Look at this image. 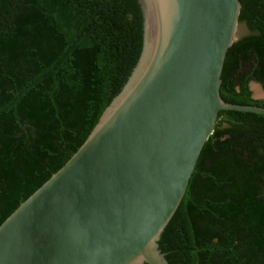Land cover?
Masks as SVG:
<instances>
[{
  "label": "trees",
  "instance_id": "trees-1",
  "mask_svg": "<svg viewBox=\"0 0 264 264\" xmlns=\"http://www.w3.org/2000/svg\"><path fill=\"white\" fill-rule=\"evenodd\" d=\"M226 103L264 108V0H239ZM123 35L105 0H0V224L85 141L120 93ZM168 264H264V114L220 110L157 241ZM141 264H148L143 262Z\"/></svg>",
  "mask_w": 264,
  "mask_h": 264
},
{
  "label": "water",
  "instance_id": "water-1",
  "mask_svg": "<svg viewBox=\"0 0 264 264\" xmlns=\"http://www.w3.org/2000/svg\"><path fill=\"white\" fill-rule=\"evenodd\" d=\"M105 1L123 35L120 93L0 224V264H168L157 241L219 111L264 114L220 97L239 0Z\"/></svg>",
  "mask_w": 264,
  "mask_h": 264
},
{
  "label": "rangeland",
  "instance_id": "rangeland-1",
  "mask_svg": "<svg viewBox=\"0 0 264 264\" xmlns=\"http://www.w3.org/2000/svg\"><path fill=\"white\" fill-rule=\"evenodd\" d=\"M248 32L247 26L243 22L238 21L237 31H236V38L246 34ZM250 88L252 90L253 96L256 98H264V92L263 90H259V86L254 83H250Z\"/></svg>",
  "mask_w": 264,
  "mask_h": 264
}]
</instances>
